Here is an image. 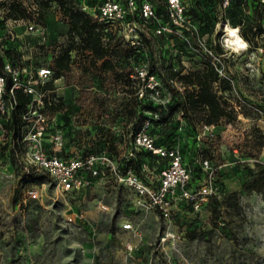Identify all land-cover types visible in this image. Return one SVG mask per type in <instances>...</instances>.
I'll return each instance as SVG.
<instances>
[{
	"label": "rangeland",
	"instance_id": "rangeland-1",
	"mask_svg": "<svg viewBox=\"0 0 264 264\" xmlns=\"http://www.w3.org/2000/svg\"><path fill=\"white\" fill-rule=\"evenodd\" d=\"M3 1L0 54L6 50L13 53L12 58L25 74L23 79L32 81L41 101L31 97L32 117H22L16 129L10 122L11 112L0 111V264H264V148L257 158L240 151L251 128L264 132V33L253 44L247 42V50L237 49L230 43L234 27L228 20L235 15L246 25V18L254 16L251 0L231 13L227 8L237 0H179L186 20L183 26L173 18L170 0L165 9L169 15L154 5L155 17L143 19L140 9L144 1L136 0V8L128 16L137 23L139 32L156 39L166 77L172 67L183 68L184 72L202 71L206 62H215L222 68L221 76L232 84L231 91L222 92L233 114L231 120L199 125L194 130L181 114L174 116L177 130L168 141L170 148L183 154L192 188L197 191L208 184L211 193L195 204L180 202L170 220L164 219L159 210L139 204L134 192L111 175L89 176L87 187L64 192L52 178L34 174L23 164L21 153L27 146L21 140L36 125L33 116L37 112L47 116L45 143L49 150L56 147L59 133L63 145L58 153L82 155L105 149L122 168L133 149L138 126L136 118L120 117L112 123L116 113L113 103L110 112L99 120L94 111L80 109L83 91L78 84L81 73L75 57L70 80L55 79L54 89L43 90L53 75L37 79L36 69L49 68L53 56L68 43L69 25L57 4L47 10L44 23L36 16L4 20ZM76 1L95 19L104 0ZM24 2L32 11L38 7L36 0ZM261 4L264 22V0ZM150 50L144 42L139 44L118 72L135 90L134 95L166 104L170 91L164 76L149 71ZM93 91L98 102L106 96L98 78ZM121 95L118 86L110 98L116 100ZM45 98L61 102V109L54 115L46 112ZM145 115L148 119L139 132L167 148L160 142L161 126L153 124L157 117ZM106 130L114 133L115 147L106 141ZM134 156L139 173L155 185L160 172L170 164V158L152 157L144 150ZM254 179L259 190L249 186ZM31 190L37 191V198L30 197ZM126 223L132 225L130 229L123 228ZM194 231L198 235L191 238Z\"/></svg>",
	"mask_w": 264,
	"mask_h": 264
},
{
	"label": "trees",
	"instance_id": "trees-1",
	"mask_svg": "<svg viewBox=\"0 0 264 264\" xmlns=\"http://www.w3.org/2000/svg\"><path fill=\"white\" fill-rule=\"evenodd\" d=\"M122 1L127 5L128 0ZM149 1L152 6H159L163 12L169 15V12L165 10L168 5L167 0L165 2L163 0ZM247 2L248 0H237L234 6H228L227 11L231 13L234 9L245 6ZM251 2L254 16L246 18V25H244L242 18H237L235 15L228 17L229 23L234 28L238 27L240 29L241 37L249 44H253L255 38L264 33L263 4H261V0H251ZM36 4L38 7L35 11H32L31 7L27 6L24 0H4L1 6L6 10L4 20L29 19L36 16L38 22L44 23L47 10L54 4L58 5L63 17L66 19L69 25L68 43L61 46L60 51L47 64L53 76L52 80L42 86L43 90L54 89L55 79L64 78L68 81L70 80L72 62L74 61L73 57H75L81 73L78 78V84L83 91L80 96V109L85 108L88 113L94 111L97 113V120H99L104 113L110 112L111 104L113 103L116 105V113L112 117V123L120 117L126 119L136 118L138 126L136 134L142 129L143 122L148 119L145 114L150 113L157 117V119H153V124L161 126L163 135L160 136V142L167 144V148L171 147L168 141L174 137L177 130L176 120H174L176 114H181L187 125L194 130L199 125L212 126L225 119L231 120L233 117L232 112L229 110V102L222 94V92L231 91L232 84L228 79L220 76L217 68L212 63L206 62V67L202 71L184 72L183 68L174 70L172 67L171 73L166 77L164 75V61L160 53L157 52L156 39L149 33L139 32L141 36L139 44L144 42L151 49L150 58L148 59L149 71H154L164 76L163 82L170 91V100L166 104H155L152 100L144 101L142 98H139V94L134 95L135 90L127 86L124 75L118 72V68L128 61L138 48V45H131L125 42L121 34L122 28L119 24L97 21L76 0H36ZM12 55L13 53L10 50H6L4 55L0 54L1 73H5L3 66L7 61L20 66L12 58ZM24 75L23 73L22 78ZM95 78L99 79L100 89L106 91V96L101 102L94 99V96L97 94L93 91ZM177 84H180V86ZM12 85L13 81L8 77L6 84V95L8 96L10 95ZM118 86L122 89V95L116 98V100H112L110 95L116 92ZM181 87L183 90H181ZM128 94L132 95V97L129 98ZM14 96L16 107L11 111L10 122L16 129L22 121L23 115L29 112L30 105L34 104V102L31 96L24 93L22 89H15ZM88 99H91L90 103L87 102ZM43 103L45 111L51 115L56 114L61 109V102L57 104L45 98ZM105 135L106 141H109V146L115 147L114 133L111 130H106ZM156 146L163 145L156 144ZM263 148L264 132L257 127L251 128L245 137L240 151L244 152L248 157L257 158ZM102 151H105V149L87 152L81 156L98 154ZM141 151L143 150L139 149L137 152L135 151V154H140ZM204 151L208 152V150ZM105 152L109 157H113L110 151ZM146 152L152 157H161L157 154H151V151ZM59 155L65 158L75 156L61 153ZM134 157L127 158L125 168H120L122 171L133 169L141 175L139 167L138 169L135 167ZM11 161L14 164V157H12ZM30 171L34 174H43L34 170ZM249 186L256 190L260 189L257 186V179L252 180ZM181 202L183 204H192L185 200ZM179 204L180 202L177 205ZM197 235L198 233L194 231L191 234V238H195Z\"/></svg>",
	"mask_w": 264,
	"mask_h": 264
},
{
	"label": "built area",
	"instance_id": "built-area-1",
	"mask_svg": "<svg viewBox=\"0 0 264 264\" xmlns=\"http://www.w3.org/2000/svg\"><path fill=\"white\" fill-rule=\"evenodd\" d=\"M141 15L145 19L155 17L153 6L149 0H143ZM173 7L172 16L174 20L182 24L186 22L183 7L179 0H170ZM136 0H128L127 5L122 0H104L99 6L96 20L99 22H115L122 28L121 34L126 43L139 45V27L135 21L128 20V16L134 12ZM161 32V30H158ZM206 52L214 55L212 50L205 48ZM222 75V68L219 64L212 63ZM4 72H0V111L11 112L16 107L14 96L15 89H22L29 96H34V101H41L38 92L32 85V81L22 78L23 71L20 66L7 61L4 63ZM35 78L43 80L49 77L52 72L45 67L36 69ZM13 81L10 95H6L7 78ZM33 101V100H32ZM33 101V102H34ZM24 118H31V111L23 115ZM36 125L32 128L22 142L26 143V149L21 154L23 164L30 170L48 175L53 179L57 188L64 192L79 191L89 184V176L111 177L117 182L132 190L139 204L146 208L159 210L164 219L170 220L172 210L183 200L192 204L205 199L211 193L209 185H203L197 191L191 185V172L183 162V154L175 148L156 146L153 139L144 132L137 133L133 138V149L130 150L127 158L135 155L134 149L151 151L161 157L170 158V164L164 168L157 179V184L153 181H146L133 169L122 171L119 164L112 160L105 151L98 154H88L86 156L75 155L72 157H62L58 151L62 149L63 139L58 133L55 137L53 151L46 146L47 116L42 112H37L33 116ZM208 164V160H205ZM30 197L37 198L36 190L29 191ZM131 224L126 223L123 228L130 229Z\"/></svg>",
	"mask_w": 264,
	"mask_h": 264
},
{
	"label": "bare ground",
	"instance_id": "bare-ground-1",
	"mask_svg": "<svg viewBox=\"0 0 264 264\" xmlns=\"http://www.w3.org/2000/svg\"><path fill=\"white\" fill-rule=\"evenodd\" d=\"M229 31V30H228ZM239 30L237 28L231 29L232 38L230 39V43L237 49H246L247 50V42L240 36ZM230 35V34H229ZM230 35V36H231ZM229 43V44H230ZM230 46V45H229ZM232 47V46H231Z\"/></svg>",
	"mask_w": 264,
	"mask_h": 264
}]
</instances>
